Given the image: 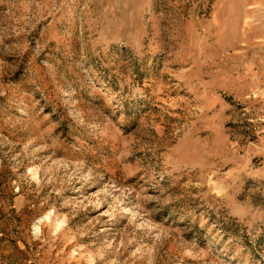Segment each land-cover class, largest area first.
I'll use <instances>...</instances> for the list:
<instances>
[{
    "label": "rangeland",
    "instance_id": "rangeland-1",
    "mask_svg": "<svg viewBox=\"0 0 264 264\" xmlns=\"http://www.w3.org/2000/svg\"><path fill=\"white\" fill-rule=\"evenodd\" d=\"M0 264H264V0H0Z\"/></svg>",
    "mask_w": 264,
    "mask_h": 264
},
{
    "label": "bare ground",
    "instance_id": "bare-ground-1",
    "mask_svg": "<svg viewBox=\"0 0 264 264\" xmlns=\"http://www.w3.org/2000/svg\"><path fill=\"white\" fill-rule=\"evenodd\" d=\"M37 228H39V227H37Z\"/></svg>",
    "mask_w": 264,
    "mask_h": 264
}]
</instances>
